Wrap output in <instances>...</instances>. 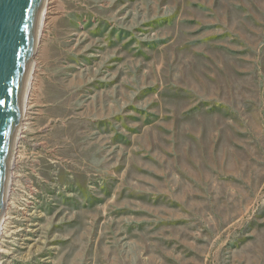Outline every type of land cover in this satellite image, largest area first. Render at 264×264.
<instances>
[{
    "label": "rangeland",
    "instance_id": "obj_1",
    "mask_svg": "<svg viewBox=\"0 0 264 264\" xmlns=\"http://www.w3.org/2000/svg\"><path fill=\"white\" fill-rule=\"evenodd\" d=\"M54 13L0 264H264V0Z\"/></svg>",
    "mask_w": 264,
    "mask_h": 264
},
{
    "label": "water",
    "instance_id": "obj_2",
    "mask_svg": "<svg viewBox=\"0 0 264 264\" xmlns=\"http://www.w3.org/2000/svg\"><path fill=\"white\" fill-rule=\"evenodd\" d=\"M42 0H0V215Z\"/></svg>",
    "mask_w": 264,
    "mask_h": 264
},
{
    "label": "bare ground",
    "instance_id": "obj_3",
    "mask_svg": "<svg viewBox=\"0 0 264 264\" xmlns=\"http://www.w3.org/2000/svg\"><path fill=\"white\" fill-rule=\"evenodd\" d=\"M54 11H55V0H42L41 9L38 16V22L36 27L33 50L31 52V61L29 64V69L23 89L18 125L16 132L14 134L13 146L10 153V158L7 168V174H8V176L6 177L7 184L5 185L6 188L4 191L3 209L0 215V242L4 234L7 233L8 230L7 226L10 222V217H9L10 215L8 214L10 209L9 207L10 203L8 197L11 194L10 182L13 181V176H12V172L9 174V169L11 168L13 170V168L19 162L18 144L19 141L23 138L22 136L25 133L26 127L31 119V114H32L31 111L33 108V101H34L33 96L35 95L34 89L36 83H38L37 82L38 73L40 72L39 70L41 69V68L39 69V65H40L39 58L42 52V43L44 39L47 37L46 34L48 31L50 21L53 18V15L55 14ZM1 252L3 251L0 249V253Z\"/></svg>",
    "mask_w": 264,
    "mask_h": 264
}]
</instances>
